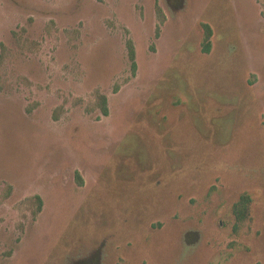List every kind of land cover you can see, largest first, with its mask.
Instances as JSON below:
<instances>
[{
  "label": "rangeland",
  "instance_id": "obj_1",
  "mask_svg": "<svg viewBox=\"0 0 264 264\" xmlns=\"http://www.w3.org/2000/svg\"><path fill=\"white\" fill-rule=\"evenodd\" d=\"M0 264H264V0H0Z\"/></svg>",
  "mask_w": 264,
  "mask_h": 264
},
{
  "label": "trees",
  "instance_id": "obj_2",
  "mask_svg": "<svg viewBox=\"0 0 264 264\" xmlns=\"http://www.w3.org/2000/svg\"><path fill=\"white\" fill-rule=\"evenodd\" d=\"M129 45H130V57H131V60H132V62H133V68L135 69V51H134V48H133V45H132V43L131 42H129ZM209 42H208V44H207V47H206V51H208V49H209ZM102 102H103V109H102V113L104 114V115H108V109H107V106H106V104H107V100H106V97H103V100H102ZM235 207H236V210H239V203L238 204H236L235 205ZM240 212V211H239Z\"/></svg>",
  "mask_w": 264,
  "mask_h": 264
}]
</instances>
